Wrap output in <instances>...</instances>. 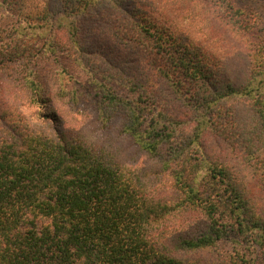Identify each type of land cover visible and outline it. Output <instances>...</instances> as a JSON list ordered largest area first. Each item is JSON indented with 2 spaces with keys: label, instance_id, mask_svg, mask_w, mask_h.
Listing matches in <instances>:
<instances>
[{
  "label": "trees",
  "instance_id": "trees-1",
  "mask_svg": "<svg viewBox=\"0 0 264 264\" xmlns=\"http://www.w3.org/2000/svg\"><path fill=\"white\" fill-rule=\"evenodd\" d=\"M220 1L0 0V264H264V26Z\"/></svg>",
  "mask_w": 264,
  "mask_h": 264
},
{
  "label": "rangeland",
  "instance_id": "rangeland-1",
  "mask_svg": "<svg viewBox=\"0 0 264 264\" xmlns=\"http://www.w3.org/2000/svg\"><path fill=\"white\" fill-rule=\"evenodd\" d=\"M225 0L224 2H226ZM236 7L241 8L243 11L250 14L252 20L257 23L258 28H262L264 26V0H231ZM213 5L221 3L220 0H212ZM252 15H255L253 18ZM12 101L15 103H20L19 99L11 97ZM24 110L29 113L31 120L36 124H39L40 121H43L38 114L39 107L37 105H29L24 100ZM42 108V107H41ZM58 112L62 115V117L69 121L72 125H85L86 131L90 134L96 135L98 140L104 139L108 142V144L114 148L120 155L123 160L128 162L140 163L145 167H152V161H147L146 156L142 155L140 152L132 146V144L123 136L118 134L117 130L111 129L107 131L105 128H100L94 122L93 116L91 114L85 113H77L71 110L67 105L63 103L57 104ZM43 109V108H42ZM46 121V120H45ZM149 160V159H148Z\"/></svg>",
  "mask_w": 264,
  "mask_h": 264
}]
</instances>
